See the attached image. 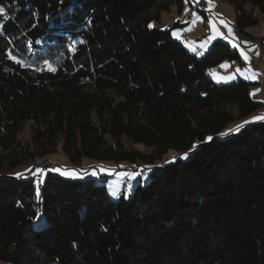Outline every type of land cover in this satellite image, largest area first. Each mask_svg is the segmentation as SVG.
Instances as JSON below:
<instances>
[{"label":"trees","instance_id":"obj_1","mask_svg":"<svg viewBox=\"0 0 264 264\" xmlns=\"http://www.w3.org/2000/svg\"><path fill=\"white\" fill-rule=\"evenodd\" d=\"M184 1L0 0L1 261L264 264V120L219 135L264 102L210 76L244 62L226 40L200 54L148 27ZM228 1L240 33L264 15V0ZM60 148L149 179L115 200L94 176L48 171L38 199L42 177L14 171Z\"/></svg>","mask_w":264,"mask_h":264},{"label":"rangeland","instance_id":"obj_2","mask_svg":"<svg viewBox=\"0 0 264 264\" xmlns=\"http://www.w3.org/2000/svg\"><path fill=\"white\" fill-rule=\"evenodd\" d=\"M214 4L215 7L209 9L207 0H200L198 4L195 0H187V2L185 0L181 11L177 5H172L170 10L162 12L160 20H153L150 24H153V27L170 28L171 32L180 29L179 38H175L181 40L191 51L202 53L217 39L229 42L233 48L238 49L240 55L241 49H243L249 57L248 60H245L242 55L243 63H240L239 60L226 59L218 68L210 71V76L216 83H230L239 79L248 81L251 83V97L254 100L264 102V15H259L260 22L257 25L248 27L246 33H240L235 25L236 12L229 1L214 0ZM214 13L219 14L214 17L217 28L225 36H228V39L217 36L215 40L201 47V42L207 41V38L213 34L210 25H208V18L213 17ZM221 19L230 22L229 26L233 29L234 36L229 35L227 28L219 23ZM234 44H238L239 47H234ZM251 63L257 64V68H251L249 66ZM237 69H240V71H237ZM228 77L233 78L228 79ZM262 115H264V106L246 117L233 120L222 128L219 135L228 132V129L235 128L236 125L241 124L243 121L252 120L253 117ZM30 126L28 124L20 133L22 140L28 141L31 138ZM101 166H103L105 171L100 170ZM37 168L44 171L36 173ZM143 169L141 165L135 168V164L128 161H122L117 165L111 160L90 158H85L80 165L76 166L60 148L46 158H40L18 166L14 171V175L22 173L23 176L31 175L36 179L39 177L44 179L48 171H55L65 177L77 179H86L89 176H94L98 182H106L111 197L117 200L122 195L128 196L132 188L139 182L145 184L148 181L149 172L143 171ZM65 170L75 171L76 174L74 176L64 175L62 173ZM94 171L97 173L96 175L92 174ZM120 173H128L130 175L121 176ZM101 176H106L107 179L102 180L100 179ZM113 192L116 193L115 196L112 195ZM0 264L7 263L0 260Z\"/></svg>","mask_w":264,"mask_h":264},{"label":"snow or ice","instance_id":"obj_3","mask_svg":"<svg viewBox=\"0 0 264 264\" xmlns=\"http://www.w3.org/2000/svg\"><path fill=\"white\" fill-rule=\"evenodd\" d=\"M186 2H187V0H186ZM195 2L198 4L200 2V0H195ZM207 3H208V6H209V9L215 7L214 0H207ZM185 10L187 11V9H185ZM5 11H6V9L2 5H0V14H3ZM218 15H219L218 13H214L213 14V17H209L208 18V25H210L213 34L210 35L207 38V41L201 42V47H204L205 44L210 43L212 40H215L217 38V36H220V37H222L224 39H228V36H225L222 32H220L219 29L216 26V23L214 21V17L215 16H218ZM219 23L220 24H223L224 27L227 28L229 35L234 36L233 29L229 26L230 25V22L229 21H226V20L221 19L219 21ZM148 27H153V24H149ZM180 31H181L180 29L173 30L172 31V35L174 37L179 38ZM233 46L234 47H239L238 44H234ZM193 50H195V49H193ZM200 54H203V53H200ZM241 55L243 56V58L245 60H248L249 59V57L246 55V53L244 52L243 49H241ZM12 59H15V57H12ZM222 67H223V65H222ZM237 71H240V69H237ZM231 78H233V77H228V79H231ZM255 120H264V115L253 117L252 120L243 121L241 124L236 125L235 128L228 129V132L221 133V135H227L230 132H239L240 129L243 128L245 124L251 123L252 121H255ZM208 139L210 140L212 138L211 137H208ZM195 147H196V145H193V148H195ZM184 155L187 156V153H185ZM100 170L101 171H105V169L103 168V166H101V169ZM43 171H44L43 169H39V168L36 169V173H42ZM57 171H58V169H57ZM62 174L69 175V176H74L76 173H75V171L65 170ZM92 174L93 175H96L97 173L94 171ZM16 175L18 177H20L23 174L22 173H16ZM33 175H35V173H33ZM120 175L121 176H125V175H130V174H128V173H120ZM42 182H43L42 178L37 182L38 186L36 188V193H37V198L38 199H39V191H40L39 184L42 183ZM112 195L115 196L116 193L113 192ZM37 218H39V214H38Z\"/></svg>","mask_w":264,"mask_h":264},{"label":"built area","instance_id":"obj_4","mask_svg":"<svg viewBox=\"0 0 264 264\" xmlns=\"http://www.w3.org/2000/svg\"><path fill=\"white\" fill-rule=\"evenodd\" d=\"M257 66H258L257 64H253V63L250 64V67L254 69L257 68Z\"/></svg>","mask_w":264,"mask_h":264},{"label":"bare ground","instance_id":"obj_5","mask_svg":"<svg viewBox=\"0 0 264 264\" xmlns=\"http://www.w3.org/2000/svg\"><path fill=\"white\" fill-rule=\"evenodd\" d=\"M250 66V65H249Z\"/></svg>","mask_w":264,"mask_h":264},{"label":"crops","instance_id":"obj_6","mask_svg":"<svg viewBox=\"0 0 264 264\" xmlns=\"http://www.w3.org/2000/svg\"><path fill=\"white\" fill-rule=\"evenodd\" d=\"M257 121V120H256Z\"/></svg>","mask_w":264,"mask_h":264}]
</instances>
